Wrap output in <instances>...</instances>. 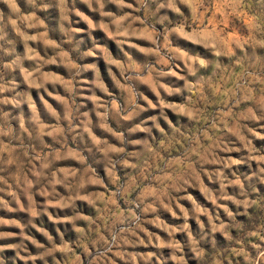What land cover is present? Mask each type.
Wrapping results in <instances>:
<instances>
[{
	"label": "rangeland",
	"instance_id": "1",
	"mask_svg": "<svg viewBox=\"0 0 264 264\" xmlns=\"http://www.w3.org/2000/svg\"><path fill=\"white\" fill-rule=\"evenodd\" d=\"M0 264H264V0H0Z\"/></svg>",
	"mask_w": 264,
	"mask_h": 264
}]
</instances>
